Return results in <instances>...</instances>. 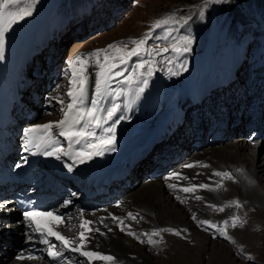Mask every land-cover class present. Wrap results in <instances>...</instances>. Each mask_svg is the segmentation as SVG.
<instances>
[{
  "label": "rangeland",
  "instance_id": "rangeland-1",
  "mask_svg": "<svg viewBox=\"0 0 264 264\" xmlns=\"http://www.w3.org/2000/svg\"><path fill=\"white\" fill-rule=\"evenodd\" d=\"M76 1L78 4L70 0L71 4L75 7H91V13L86 17H89L95 26L91 31L84 30L82 33H76L74 36L66 39L59 38V40L55 42H51V40L54 39L55 31L51 34L49 31L44 32L39 28L38 23L31 19L36 15V12H40L38 15L39 19L46 20L49 17H53L54 13L52 10L58 6L56 10V14H58L65 0H35V3H32V0H18L17 4L10 5L4 9L5 20L8 18V12H14L19 7L30 8L32 14L14 23L5 32L4 46L2 53H0L3 56V59H0V77L5 87L0 84V97L4 94L12 99L14 105H16V101L14 100L16 95L15 87L17 83L19 84L24 80V73L30 76L33 71L43 70L44 75H54L55 83L51 90L57 92L59 96L63 98L66 95L63 90L69 87V80L71 78V69L68 67V62L74 59L75 56L94 52L98 49H107L106 53L102 52L100 54V61L103 63L104 55H109L111 57L122 54L117 53L115 49H108L109 44L116 45L121 49H125V51H130L135 47V45L131 43L132 40L143 39L145 33L150 32V29H152L157 20H163L168 17H172L168 25H163L151 31L150 35L152 38L148 39L146 44L142 46L141 55L131 57L127 65L123 66L129 70L124 73L126 77L135 69V66L141 62V59H151V66L154 69L153 74L150 77L147 75L141 76L132 84L125 82L124 77H118L111 81V89L123 88L124 92L127 93L129 91L132 97L136 98L140 94L138 88L144 87L142 94L146 97H151L158 91V98L162 99L165 95L167 84L179 85L181 90L177 88L175 99L180 98L184 94L181 103L185 105L184 112L189 114V117H191L190 121L194 120V115L197 117L200 116L198 112L206 108L213 114H218L221 106L222 113L224 114L230 111L233 112L236 104H244L248 107L251 104V98L260 96L264 93V86L262 89L259 88L260 83L263 84L260 79L264 80V65L262 60H258L259 49L262 50V55L264 56V0H227L225 3L210 4L208 6H210L209 10L211 11V16L206 10L207 7L203 6L204 0H95L96 3L94 4H92L93 0ZM3 3L4 0H0V4ZM201 11H203L204 17L201 18V20H197L196 17L201 16ZM252 13H255L260 21L259 30L257 27H253L252 19L254 20V18ZM208 17H213L220 23L222 27L221 33L223 35L221 41L216 42L212 39L208 40L209 35H211L212 38L213 31L216 29L217 25L213 19H209ZM23 32L26 36L25 38ZM44 36L43 44H41L42 47L35 53L29 52L27 42L30 43L32 50H34L36 42L39 41V38ZM185 36L190 37L193 41L191 51L182 54L172 51L173 44H177L179 47L185 46L183 43V38ZM226 36H228L227 39L225 38ZM165 37H167V39H165ZM55 43H57L58 46H56ZM165 47H167L169 51L162 55H158ZM143 49L151 51L152 56H146ZM215 50H217V53H215ZM5 59L9 66L8 68L5 66L3 72V63ZM33 61L35 62V66H33ZM90 62L95 64V58H92ZM114 62L119 63V60L117 59ZM10 63H12V69ZM216 65H218L217 71L214 69ZM208 68L211 70L212 77H217L213 80L211 76L209 77L211 83L214 84H211L207 80ZM99 70L98 65L88 68L91 79L94 81V86L96 79L95 73ZM191 70H193L192 73L194 77L191 75ZM77 71L79 72V68H77ZM138 71H143L146 74L147 65L144 69ZM172 73L177 74L173 75ZM144 79L148 80L147 86L142 84ZM185 82H189L190 84L188 93H182V89L184 88L183 84ZM220 82H222V84H220ZM208 86L212 88V92H216L213 96L212 105H208L207 107V105L204 104L202 108H199V105H195L192 111L191 104L189 103H193L196 100L193 95H198L201 91L199 97H202L203 100H207L210 94L207 96H205V94L202 95V91L204 88L206 90ZM24 89L28 90L27 86H25ZM250 91H252L253 95L248 98ZM19 95L30 104L29 107H32V92L20 90ZM244 98H247L245 103L243 101ZM38 103L39 104L34 105L36 109L34 110V117L30 120L31 122L34 119L35 122H43L52 118H59L61 115V106L59 105L55 106L49 113H37V110L43 107L40 104L48 103V101L39 98ZM184 119H186V114L184 115ZM227 135H229L228 130L221 132L222 141L236 137H228ZM18 140L19 139H17V141ZM185 144H179L174 151V157H176L177 160L171 164L172 166L178 164V161L187 153L186 149L189 147ZM258 146L262 149L264 143ZM261 151V154H263L264 148ZM200 152H202V149L199 153ZM140 163H142V160L139 164ZM138 180L142 181L140 176H137L135 179L131 180L130 183L125 185L124 191L127 192L128 188L132 187ZM184 180L185 179L182 177L181 181ZM263 182L264 177L262 176L261 183ZM227 191L230 193V190L227 189ZM219 194L220 192L218 195ZM231 196L232 201L239 200L243 206L240 208L234 206L227 209L225 208L224 212L230 209L233 210V212H236L235 216L240 217L241 221H246V223H244V226H246L251 219L249 213L254 209L249 206L245 198H239L238 194H231ZM228 203H215V205L217 207H222ZM224 212L214 211V214H216V216L219 215L218 218H221ZM245 212H247V214H245ZM221 213L223 214L221 215ZM256 220L261 222L263 218L258 217ZM201 227L197 229L204 233V231H201ZM260 227V223L255 222L253 225L255 229L249 228L250 230H247L249 235L257 233L254 240L250 241L249 244L247 243V245L246 243H242V240H239L241 239L240 233L238 234L235 232V229H240L241 227L234 228L230 231V236H234L233 239L236 241L235 244L228 239L216 236V230L210 228L209 238L213 241H217L219 245H223L222 247L224 249L230 251V254L226 256L225 259L212 257L215 250L211 252L210 249H208L206 252L207 254L204 253V255L199 253L198 249H196L195 242L191 239L192 232L182 231V237L168 232H164L163 234L162 232L161 236L165 239L163 238L159 244L155 246L148 245L147 243L141 244L148 252L150 251L154 254L155 260L159 261L158 264H264V231L260 230ZM152 231L153 230H149L147 233H151ZM145 232L146 231H144V233ZM165 234H171L170 236H176L183 241L175 239L173 242L167 244L169 235L166 236ZM141 238L147 239L146 237ZM153 239L160 240L159 237H153ZM184 240L186 242H184ZM177 241L186 244L189 249L191 248L189 250V252L191 251L190 254L200 255L199 258L196 257L195 260H192V256L184 257L175 255V247L177 246L173 243ZM138 243L140 242L138 241ZM8 245L9 246L4 248V252L11 250L12 246L10 244ZM172 245H174V247ZM193 246L195 249H193ZM241 246L243 247V253L240 251ZM165 250L166 252L171 251V253H166ZM7 254L10 256V253ZM247 256H251L252 259H247Z\"/></svg>",
  "mask_w": 264,
  "mask_h": 264
},
{
  "label": "bare ground",
  "instance_id": "bare-ground-1",
  "mask_svg": "<svg viewBox=\"0 0 264 264\" xmlns=\"http://www.w3.org/2000/svg\"><path fill=\"white\" fill-rule=\"evenodd\" d=\"M94 3H96L95 0L92 1V4ZM70 18L72 19V17ZM59 38L66 39L67 37L60 31L55 34L51 42L58 41ZM35 74L36 81H40L42 73L35 72ZM86 74L88 77L90 76L89 71ZM52 84L54 83L50 82L49 85ZM87 87L88 98L90 100L94 95V89L89 82ZM187 87L189 86L186 83L184 88ZM43 88L44 85L38 87L39 90ZM39 90L34 92L31 97L32 107L28 108L30 105L18 98L14 111H12L14 107L12 99L4 94L0 97V107L4 110V115L2 117L0 115V152L7 153L6 159L21 161L20 166L33 161H36V165L40 164L41 166L42 164L44 167L47 166V175L49 177L55 179L63 177L64 179L62 180L66 182L72 192L86 199L100 194L96 191L102 186L100 182L102 176L111 173L120 164V170L124 171L127 169L128 155L136 146L147 142L155 136H166L168 134L182 132L188 135V137H192L193 143L190 145L193 152H191L192 157L183 163L179 172H187L188 181L194 183V185L206 184L209 186L204 189L198 188L197 190L199 191L209 192L213 189L216 190L217 184H220L222 187L227 186V188L219 191L220 194L217 196L228 197L236 193L248 201L249 206L254 209H250V222L243 228L235 229L236 233H240L241 239L239 240H242V243H246L247 245V243L249 244V242L253 241L254 237H256L257 233H253L252 235L247 233L249 228L255 229L253 228L255 222H259L261 225L260 230L264 231V182L261 183V177H264V153L261 154V150L264 147L261 149V147L258 146L264 143V135L260 133L257 136L259 130L264 127V98H254L248 109H245L243 105H236L234 108L236 113L243 112L249 114L251 120L244 127L241 134L233 139L221 141L215 133L208 132L207 127H210V120L204 117H201L194 124L196 126L194 127V129H196L194 132L192 131L193 128L191 129V127L182 123L181 114H183L184 106L175 104L173 100V87H167L166 95L160 100V107H155L154 105L157 100V95H153L146 101L143 94L134 98L128 92L119 97L115 95L105 96L101 107H110L112 103L119 105V109L113 117V121L115 122V150L105 151L101 156H94L92 159L80 163L74 160L73 156L81 149L90 151V149L87 148V144L90 141H82L80 144H76L75 141H72L71 147H69L70 142L58 135L61 130L60 128L53 129L54 135L46 133L42 129L31 133L30 135L34 143H40L41 147L39 150L35 147L27 152L24 150V141L26 139L24 132L26 129L33 127L30 119L33 117L34 110L36 109L34 105L39 104L36 103L37 96L40 93ZM209 93L210 92L207 94ZM251 95L250 93L248 97ZM68 100L69 98L67 97L65 99V106ZM212 100L213 98L209 97L210 103ZM196 101H198V99ZM40 105L45 106L46 104L42 103ZM85 106H90V104H86ZM26 112L28 114H25ZM61 119H63V113L61 117L52 118L48 122H55ZM213 119L214 118H212V120ZM113 121H109L104 127L112 126ZM22 126L24 128L23 133L19 136L21 137V141L15 142V139L17 140L15 132ZM94 130L97 132L98 136L107 137L110 135L102 129ZM193 135L196 136L193 137ZM50 138L57 142L56 145L49 142ZM198 139H200L201 142L205 140H207V142L201 147L203 148V153L195 155L200 148V146L196 144ZM53 146L62 147L65 151L69 152L70 155L64 156L60 154V159H57L55 156L44 155V152L51 150ZM171 151L172 146H167L162 155V160L159 161L162 167L165 166V160ZM159 163L154 166H159ZM186 164H194L196 166L187 168L185 167ZM68 165L72 166V171L68 170ZM202 165H207V167H203ZM149 171L150 168L148 172ZM218 171L228 172L232 176V179L214 175V173ZM159 173L157 176L146 174L142 181H138L134 183L132 187L128 188L125 196L129 201H126L119 210H117V208L115 209L114 205L109 201L100 200L99 204H102L101 209L104 211V221L103 224L94 221L95 223L93 226L100 228V232L92 233L90 242L88 243H94V247L100 250L102 255L114 256L116 260L113 264H158L159 261L155 260L154 254L150 251L148 252L141 243H138V240L129 236L127 232L133 231L137 235H140L141 229H161L180 224L186 228L193 227L191 239L195 242L196 249H198L199 253L204 255L208 249H210L211 252L215 250L212 257L225 259V257L230 254V251L224 249L222 247L223 245H219L217 241L211 240L208 233L200 232V230L192 226L194 224L191 213L187 210L186 206L177 199L178 196L181 198L180 194L175 192L172 188H169L168 184L162 186L161 182H163L164 179L159 178ZM119 185V182L113 184V186L116 187ZM222 187H219V189ZM228 188L230 193L227 191ZM190 202H193L190 203L191 207L200 210L203 209V204L205 203L203 198L201 200H196L195 197ZM128 213H132L137 218L135 220L129 218ZM222 214L223 213H221V215ZM245 214H247V212H245ZM112 216L120 217L124 221L123 226H126L125 231L120 230L122 225H120L119 221H113L111 219ZM258 217L263 218V220L261 222L257 221L256 218ZM130 221L133 222V225L128 224ZM104 224L108 227H104ZM6 226L8 228V233L14 232L20 235V231L14 228L12 223L7 222ZM74 226L73 223L69 224V234L73 232ZM3 229L4 228H0V264H69V261L71 264H79L81 261H83L84 264H88L86 258H81L72 254L70 251H64L62 248L60 249L64 251L62 262L51 259L45 254L44 250H42V257L39 261L23 260L17 262L11 255L9 256V254H7L9 253L8 251L4 252L5 250H2L3 243L8 245L7 240L3 241L2 239ZM109 229H111V231H109ZM165 235L168 236L169 234ZM170 235L167 239V244L173 242L175 239L183 241L176 236ZM3 238L6 239L5 236H3ZM184 242L186 241L184 240ZM173 244L177 246L175 247V255L184 257L192 256V260L200 256L195 254L191 255V251L189 252L191 248L189 249V247L182 242L177 241ZM174 245L172 246L174 247ZM193 249H195L194 246ZM168 253H171V251ZM90 264H109V262L96 259L91 261Z\"/></svg>",
  "mask_w": 264,
  "mask_h": 264
},
{
  "label": "snow or ice",
  "instance_id": "snow-or-ice-1",
  "mask_svg": "<svg viewBox=\"0 0 264 264\" xmlns=\"http://www.w3.org/2000/svg\"><path fill=\"white\" fill-rule=\"evenodd\" d=\"M227 0H204V7H207L210 4H219L225 3ZM18 3V0H4L3 4H0V53H2L4 40H5V32L16 22L19 20L24 19L26 16H30L32 14L30 8L19 7L16 11L8 12L7 13V20H5V13L4 9L10 5H15ZM32 3H35V0H32ZM200 15L203 16V11L200 12ZM172 17H168L163 20H157L153 25L152 29H150L149 33H145L143 39L139 40H132L131 43L135 45L130 51H125V49H121L116 45L109 44L108 49H115L117 53H122L119 56H109L104 55V62L101 63L100 61V54L102 52L106 53L107 49H98L94 52H90L87 54H81L75 56L74 59L68 62V67L71 69V78L69 80V90L66 93V96L69 98L68 102L65 106V100L59 99L57 103H59L61 107V111L63 112V119L55 121V122H48L44 124L34 125L31 128H28L24 132V136L26 137L24 141V150L30 151L33 147L36 149H40V143H34V140L31 133L37 130H44L46 133L53 134L54 128H60L58 135L64 137L66 140L70 142L69 147H71V142L75 141L76 144H80L82 141H90L87 144V148L90 151H85L84 149L79 150L73 156L74 160L79 161L80 163H84L86 160L92 159L94 156H101L104 154L105 151H114V143H115V122L113 121V117L116 115L117 110L119 109V105L116 103H112L110 107H101L102 101L105 96L115 95L119 97L120 95L124 94V89H111V81L115 80L118 77H124V81L132 84L134 81L138 80L139 77L147 75L151 76L153 74V67L151 59H141V62L135 66L128 76H124L126 71H129L124 65H127L129 59L133 56H140L142 51V46H144L148 39H151V31L155 28H160L163 25H168L169 21ZM187 22V21H185ZM167 39V37H165ZM184 47H179L177 44L172 45V51L182 54L191 51V45L193 43L190 37L185 36L183 38ZM144 54L148 57L152 56V52L148 51L147 49H143ZM169 49L167 47L163 48L158 55H162L163 53H167ZM92 58H95V64H92L90 61ZM0 59H3L2 54H0ZM119 60V63L114 61ZM111 61V62H110ZM99 66V71L95 73V88H94V95L89 100L88 98V68ZM147 65V73L145 74L143 71H138L140 69H144ZM79 68V72L77 71ZM171 71V70H170ZM138 73V75H137ZM176 75L177 73H172ZM144 86H147L148 80L144 79L142 81ZM144 91V87H139L138 92L142 93ZM86 104H90V106H85ZM109 121H113L112 126L104 127V125L108 124ZM94 129H102L104 132L110 134L107 137L98 136L97 132ZM51 144L56 145L55 140L49 141ZM64 156L70 155L69 152L65 151L62 147L53 146L51 150L45 151L44 155L47 156H55L57 159L61 158V155ZM20 165H17L19 167ZM196 165L194 164H186L185 167L193 168ZM203 167H207V165H202ZM68 170L72 171V166L68 165ZM214 175L222 178L232 179V176L228 172H215ZM179 173H172L169 177H166V180H171L173 178L179 177ZM187 179V177H184ZM169 188L175 189L177 185L175 184H168ZM209 186L206 184L200 185H190L187 187H183L180 189L184 193H195L198 188L204 189L208 188ZM222 187V185L217 184V188ZM177 199H180L177 197ZM196 200H201L202 197L199 195L195 196ZM184 201L181 200V203ZM72 202L71 200H65L63 202V206L67 207ZM214 211L224 212L225 208L242 207V204L239 200H234L229 202L228 204L217 207L216 205H208ZM8 207L7 202H0V211L6 210ZM81 221L78 224L77 232L74 236L69 237L64 234L62 231L55 230L61 224L65 223L66 218L62 215L57 214L54 211H40L37 209H30L25 210L22 213L23 220L26 222L27 229L29 230L28 240L30 242L33 241L34 238L38 239L40 244L46 245V251L48 257L53 260H60L64 256V251H70L74 253H78L80 256L86 258L88 264L91 261L99 259L103 261L109 262V264H113L116 260L114 256L111 255H102L98 252L87 250V243L90 242L91 234L92 233H99L100 228L94 227V221L89 219H83V213L81 212ZM129 218L135 220L137 217L134 216L132 213H128ZM71 219L70 217L68 218ZM111 219L113 221H119L121 227V231H125L124 221L117 216H112ZM193 220H196L197 217L193 213L192 216ZM46 221V222H42ZM104 218L100 219V223L103 224ZM231 221V223H230ZM223 227H218L217 224L210 222L209 220H199L198 224L200 226H206L205 230L207 231L208 228L215 229L221 235L228 239L233 244L236 241L228 235L227 228H237L243 227L246 221H241V218L238 216L233 215L230 219H226L223 222ZM104 227H108L106 224L103 225ZM111 231V229H109ZM182 231L186 230H175L172 228H164L153 230L151 233H141L137 235L133 231H128L127 234L129 236L134 237L140 243H147L148 245L155 246L159 244L163 237L161 236L162 232L172 233L176 236H181ZM103 234V233H101ZM141 237H146L147 239H142ZM153 237H159L160 240L153 239ZM53 241L59 242V247L57 243ZM62 248L64 251H61ZM241 253H243V247H240ZM247 259L251 260V256H247ZM18 260L28 259V260H38L41 257L28 255L27 257L21 253L17 256ZM69 264L71 262L69 261ZM79 264H84L83 261L79 262Z\"/></svg>",
  "mask_w": 264,
  "mask_h": 264
},
{
  "label": "trees",
  "instance_id": "trees-1",
  "mask_svg": "<svg viewBox=\"0 0 264 264\" xmlns=\"http://www.w3.org/2000/svg\"><path fill=\"white\" fill-rule=\"evenodd\" d=\"M196 18H197V20H199V19H198V16H197Z\"/></svg>",
  "mask_w": 264,
  "mask_h": 264
}]
</instances>
